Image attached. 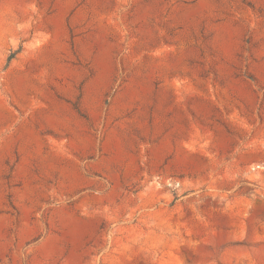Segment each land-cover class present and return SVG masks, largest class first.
<instances>
[{"label":"rangeland","instance_id":"374dc122","mask_svg":"<svg viewBox=\"0 0 264 264\" xmlns=\"http://www.w3.org/2000/svg\"><path fill=\"white\" fill-rule=\"evenodd\" d=\"M0 264H264V0H0Z\"/></svg>","mask_w":264,"mask_h":264}]
</instances>
